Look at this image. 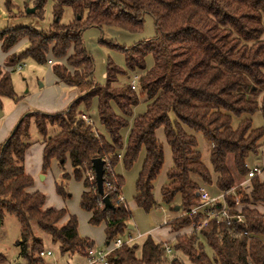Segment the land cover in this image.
Listing matches in <instances>:
<instances>
[{"label":"trees","instance_id":"obj_1","mask_svg":"<svg viewBox=\"0 0 264 264\" xmlns=\"http://www.w3.org/2000/svg\"><path fill=\"white\" fill-rule=\"evenodd\" d=\"M44 4L45 0H35V9L42 12ZM64 8L73 14L68 25L59 24ZM53 16L56 21L46 32L25 26L0 32L4 53L23 40L27 43L24 51L6 58L10 67L27 59L37 65L51 61L57 83L83 93L59 114H25L0 144V221L5 214L17 219L18 256L26 264H42L39 253L44 245L39 231L50 237L61 256L83 255L93 246L78 235L74 216H67L65 209H44L45 196L27 192L33 180L25 174L23 162L34 119L43 138L42 170L46 172L52 161L57 162L61 175L54 183L55 191L63 200L70 197L66 191L70 178L82 183L79 207L90 215V225H105L106 245L128 232L133 217L117 202L116 194L105 188L109 184L121 190L124 185V179L113 172L122 151L121 161L128 171L145 150L134 203L144 213L156 207L153 184L164 162L155 135L159 128L172 164L160 190L164 205L179 206L185 212L197 204L195 193L200 187L216 191L236 187L243 223L235 222L232 227L212 224L196 233L191 228L196 218L181 216L168 225L174 230L189 228L191 233L175 238L171 258L165 254L166 244L146 236L139 256L136 244L124 245L108 257L111 264H264V211L252 208H264V181L254 177L244 190L237 186L247 177L249 158L259 156L264 146V126L253 128L249 119L260 113L264 121V0H56ZM145 17L153 20L155 37L130 48L104 42L124 56L125 70L108 62L105 85L97 84L83 33L105 28L139 34ZM148 56L153 60L151 68L146 67ZM127 72L137 78L134 90L129 83L115 87ZM4 97L16 99L9 74L0 70V98ZM93 99L108 139L79 116L78 108H90ZM141 101L147 103L146 111L134 119L124 149L120 131L128 126L127 118ZM242 116L249 118L233 129L232 119ZM47 126L58 131L48 136ZM195 134L211 145V170L201 161ZM229 156L234 171L228 167ZM96 158L104 161L103 194L113 209L105 208L97 193L91 165ZM67 162L71 175L64 170ZM234 201L227 198L230 206Z\"/></svg>","mask_w":264,"mask_h":264},{"label":"rangeland","instance_id":"obj_2","mask_svg":"<svg viewBox=\"0 0 264 264\" xmlns=\"http://www.w3.org/2000/svg\"><path fill=\"white\" fill-rule=\"evenodd\" d=\"M7 1L9 4H7ZM56 0H45V4L42 7V12L35 9V0H0V32L9 27H31L37 31H48L52 24L56 21L53 16V6L55 5ZM35 9L34 13H29L28 10ZM147 18V17H146ZM145 18V19H146ZM73 20V14L70 8H64L62 15L59 19L60 25H68ZM152 19L144 20L142 33L136 35H130L128 33L114 30V29H96L90 28L83 33L82 39L86 50L89 52L94 61V81L97 84L102 85L105 81V73L108 62H113L115 65L125 70L124 65V56L110 47V45H117L118 47H127V45H132L129 43H138L142 38L153 39L155 37V30L153 24L151 23ZM114 32H117L113 36ZM149 34V36H148ZM131 38H137L138 40H128ZM141 39V40H139ZM138 41V42H137ZM107 42L109 46L105 44ZM27 47V43L23 40L20 44L12 47L7 53H4L0 49V70L2 74H9L11 79L12 88L15 94L16 99L12 98H0V110L2 112L3 118L0 120V133L2 132V125L5 122L10 121L21 112V116L28 113H40V114H49L48 111L50 107L55 105V100L57 99V89L54 85V75L51 71L49 65H37L31 60H22L19 61L14 68H10V62L7 64L5 62L8 56L15 54V56ZM149 57V56H148ZM147 57V58H148ZM148 62V60H146ZM20 65L22 68L17 70L16 67ZM11 72V73H10ZM136 77L127 72L126 76L119 77L118 83L115 87L124 86L126 83H133V80ZM135 88H137V78L134 82ZM141 101L140 103H142ZM7 118V120H6ZM247 116H242L240 118H233L231 127L234 129L237 125L243 120L248 119ZM252 121L253 128H260L264 126V121L260 113H255L249 118ZM34 119H32L29 127L30 143H33L35 146H39L41 135L39 134L35 124ZM56 131H58L55 126H47V135L53 136ZM197 140V150L201 154L202 163L211 170L209 163V154L211 145L207 143L204 137L201 134L194 135ZM163 138V137H162ZM161 145L164 146V138ZM167 147V146H166ZM169 150V149H168ZM36 156V155H35ZM34 156V157H35ZM38 156V155H37ZM228 167L230 170L234 171L232 165V157H228L227 161ZM264 165V146L261 149L259 156L250 157L248 160V167H262ZM70 166L67 162L64 166L65 173L66 169ZM51 173L47 175V179L40 183L42 185V193L47 198V203L53 208H66L69 211L76 212L75 215L79 221L78 230L79 236L91 237L94 242V248L99 250H105L107 245L105 244V235L104 227L92 226L87 223L82 222V218L86 217L85 212H83L79 207L78 194L81 190L82 184L75 180H70L66 182V191L70 195L67 200L61 199L56 194L55 191V182L58 181V176H56V171H60L57 163L51 162ZM171 167V156L169 152L164 154L163 166L153 184V195L156 202V207L153 208L149 213L137 212L138 209L133 211V216L135 218L134 222L131 224L133 229L125 232L121 239L126 240L128 234L137 237L138 234L143 233V231L154 229H161L165 219L172 215L171 211L166 205L161 202L160 199V190L161 187L166 182V174ZM126 172H131L128 170ZM61 173V171H60ZM260 176V175H259ZM264 177V174L262 175ZM244 179L238 183L241 184ZM130 183V182H129ZM130 189V188H129ZM210 193L216 194L217 191L214 188H207ZM122 195V194H121ZM124 197V196H123ZM125 199V198H124ZM126 200V199H125ZM64 201V202H63ZM129 207H132L134 204H130L126 200ZM171 210V211H170ZM178 214L181 212L178 211ZM178 216V215H177ZM180 216V215H179ZM81 218V220H80ZM176 218V217H175ZM179 218V217H178ZM174 219V218H173ZM171 222V221H170ZM169 223V222H168ZM163 230V229H162ZM20 233V226L17 219L14 216L5 214L0 223V254L4 257V262L0 264H26V261L18 256V249L16 247V242L18 241ZM41 236L44 247L43 250H50L53 253V256L41 260L42 264H85L86 259L85 253L83 255L74 254L72 257L61 256L57 245L51 243L50 237L41 231L38 232ZM147 235H145L146 237ZM143 236L140 239H136L134 244L138 246L136 255H140V247L145 239ZM169 247L170 244H168ZM205 253L208 257H212V252L209 248H205ZM171 258L168 256V259ZM40 260V259H39ZM187 262V261H186ZM188 264V262L186 263Z\"/></svg>","mask_w":264,"mask_h":264},{"label":"crops","instance_id":"obj_3","mask_svg":"<svg viewBox=\"0 0 264 264\" xmlns=\"http://www.w3.org/2000/svg\"><path fill=\"white\" fill-rule=\"evenodd\" d=\"M146 19H149V17H147ZM146 19H144V20H146ZM151 23L153 24V20L151 21ZM153 27H154V24H153ZM116 34H117V32H114L113 36H115ZM132 35H133V37L134 36L136 37V35H138V34H132ZM148 36H149V34H148ZM128 40H138V39L137 38H131V39H128ZM139 40H141V39H139ZM148 40L149 39H146V38L143 37L140 42H142V41H148ZM129 44H132V45H127V48H130V47H132L133 45H135L137 43L133 42V43H129ZM146 60H148V62L146 61V67L147 68H151L152 65H153L152 57L149 56L148 58H146ZM51 64H52L51 61H48L47 62V65H49L50 68H51ZM10 68L12 70V68H14V66L13 67H10ZM54 79H55L54 80V85H55V87L57 89V99L55 100V105H53V106L50 107L51 109H49V111H48L49 115H55V114H59L61 112L66 111L70 107V105L76 99H78L79 97H81L83 95V93H81L78 89H75V88H72V87H68V86H66L65 84H62V83H57L55 77H54ZM105 82H106V73H105V81H104V83L101 86L105 85ZM112 106H113V109H114V112L116 113V115L121 116V113L119 112V110H117V108L114 105H112ZM146 107H147V103H145V102L139 103V105H137L136 107H134L132 109V115H131V117L127 118L128 126L120 131V135H121V139H122V143H123V148L124 149H125L126 144L128 142V137H129V134H130V131H131V128H132V124H133L134 119L137 118V117L142 116L145 113V111H146ZM78 113H79V116H84V117L90 118L91 121H92V126H93L94 130L97 131V132H99V133H101V134H103L108 139V135L106 134L104 128L100 125V122H99L98 113H97V100L96 99H93L92 100L91 106L88 109H86L83 106H80L78 108ZM21 115H22L21 112L18 113L16 117H14L15 115L13 114L12 115L13 118L11 120V123H10V121L3 123L2 127H1L2 132L0 133V144L4 143L7 140V138L10 135V133L13 131V129L15 128V126L17 125V123L19 122V120L22 118ZM2 118H3V115L0 118V120ZM6 120H7V118H6ZM155 135H156V139L158 140V142L159 143L162 142V140L164 138L163 129L162 128H159L155 132ZM29 139H30V135H29ZM164 141H165V138H164ZM165 144H166V141H165ZM43 148H44L43 138H41L39 146H35V145H33V143H30V141H29V147L26 150L25 155H24V162H23L24 172H25L26 175H28L29 177H31L32 180H33L32 187L29 188V189H27V192L29 194H33V193H37V192L43 194L42 191H41L42 190V185H40V183L43 182L44 180H46L47 179V175L52 172L51 171V167L46 172H44L42 170V154H43ZM162 149H163V155L166 152H169L170 153V149H169V147H168L167 144L165 146L163 144ZM122 155H123V151H122V153L120 155V161L115 166L113 172H114L115 175L121 176L124 179V185L121 188V194H122V196H124V198L130 204L132 203V204L135 205V203H134V198L136 197L135 185H136V182L138 180V177H139V174L141 172V169H142V166L144 164V161H145V156H146L145 155V150L142 149L140 151L136 162L134 163V165L130 169L131 172H126L124 170V167H123V164H122V161H121ZM170 156H171V153H170ZM52 162H54V161H52ZM66 171H67V174L68 175H71L72 172H71V167L70 166H69L68 169H66ZM263 174H264V172L261 173L260 176H258V178L261 181H264V177H262ZM60 175H61L60 171L57 170L56 171V176H58V178H59ZM70 180H74V179L70 178ZM247 185H248V183L245 184V186H247ZM83 191H84L83 186H81V190H80V192L78 194V200H79V202H80V197H81V194H82ZM63 206H65V207L64 208H58V209L51 207L47 203V198L45 196L44 209H54V210L65 209L67 211V216H74L77 219V217L75 216V215H77L76 212L69 211L66 208V204H64ZM252 208H255V209L258 208L259 210L264 211V208H262L261 205L252 206ZM138 211L139 212H142V210H140V209H138L137 212ZM177 212L178 211H175L174 209H173V211H171V214L172 215H169L165 219L163 225L161 226V229H154V228H152L151 230L143 231V233H141V235H143L144 237H145V235L151 236L156 242L163 243V244H166V245L170 244V246H171L174 243L175 238L177 236L183 235V234H190L191 233V230L189 228H184V229H180V230H174V229H172L171 226L168 225V222H170L171 220H173V218L176 219V218L179 217V215H181L180 213L178 214ZM85 214H86V217H83L82 218V222L89 224L88 222H89L90 215L88 213H86V212H85ZM80 220H81V218H80ZM134 220H135V218L133 216L132 219H131V221H130V223H129L128 228L131 226L132 229H133V226L131 224L134 222ZM65 221L66 220L63 219L62 220V223L65 222ZM0 223H1V221H0ZM77 223L79 225L78 219H77ZM101 225L105 229V225L103 223ZM132 229H128V231H130ZM77 231H78V235H80L78 229H77ZM37 236L41 238V236L39 235V233H37ZM80 237L83 238V239H86L89 242H92V245H95V242H94V240L91 237H88V236L87 237L80 236ZM18 239H19V237H18ZM43 245H44V243H43ZM67 257H72V256H67Z\"/></svg>","mask_w":264,"mask_h":264},{"label":"built area","instance_id":"obj_4","mask_svg":"<svg viewBox=\"0 0 264 264\" xmlns=\"http://www.w3.org/2000/svg\"><path fill=\"white\" fill-rule=\"evenodd\" d=\"M22 67L18 65L17 70H20ZM136 79V78H135ZM135 79L131 83V88L135 89ZM80 118L89 125H92L90 118L80 116ZM264 172L262 167H252L248 169L247 177L244 181L239 184L242 190L245 189V184L250 182L254 177H258L261 173ZM106 189H110L112 193H115L117 196V202L122 204L125 209L133 213L137 209L136 205L129 207L124 197L121 195V190L118 188L111 187L109 184L105 185ZM236 187H231L227 191H217L216 194H212L206 187H200L195 195L197 198V204L190 207L187 211L181 212V216H187L188 218H196V221L193 222L191 228L193 232L199 233L201 230L208 228L212 224L220 225L225 224L232 227L235 222L243 223V218L240 214L242 205L239 204L238 197L235 194ZM105 196V194L102 196ZM232 197L235 199L233 206H230L227 202V198ZM101 199V200H102ZM143 235L138 234L136 238L128 234L125 241L121 237L112 241L107 245L105 250H99L94 248V245L86 248V264H111L108 260V257L114 250L121 248L124 245H133L136 239L142 238ZM164 250L166 256H171V248L167 245H164ZM53 256V253L50 250H42L39 253V257L44 260Z\"/></svg>","mask_w":264,"mask_h":264},{"label":"water","instance_id":"obj_5","mask_svg":"<svg viewBox=\"0 0 264 264\" xmlns=\"http://www.w3.org/2000/svg\"><path fill=\"white\" fill-rule=\"evenodd\" d=\"M29 13H34L35 9L28 10ZM2 117V112L0 110V118ZM91 165L94 171V176H95V183H96V188H97V193L100 196H103V175H104V161L96 158L91 161ZM102 203L105 208L107 209H113L112 204L110 203V200L108 196H104L102 199ZM175 211H179V206L174 207ZM128 229H132L130 226Z\"/></svg>","mask_w":264,"mask_h":264}]
</instances>
